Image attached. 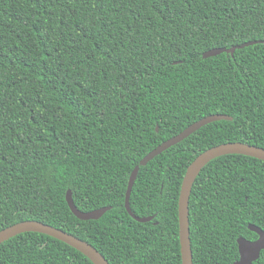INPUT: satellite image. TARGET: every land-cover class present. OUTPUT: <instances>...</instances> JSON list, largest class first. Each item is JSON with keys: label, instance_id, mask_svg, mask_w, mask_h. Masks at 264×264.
I'll return each instance as SVG.
<instances>
[{"label": "trees", "instance_id": "trees-1", "mask_svg": "<svg viewBox=\"0 0 264 264\" xmlns=\"http://www.w3.org/2000/svg\"><path fill=\"white\" fill-rule=\"evenodd\" d=\"M257 41L233 54L208 49ZM207 123L139 166L162 141ZM157 128V130H156ZM240 141L264 148V0H0V230L37 220L109 264H182L178 197L190 162ZM81 211L109 206L97 219ZM193 264H233L264 231V160L225 154L188 204ZM0 264H94L39 232L0 243ZM252 264H264V249Z\"/></svg>", "mask_w": 264, "mask_h": 264}, {"label": "water", "instance_id": "water-1", "mask_svg": "<svg viewBox=\"0 0 264 264\" xmlns=\"http://www.w3.org/2000/svg\"><path fill=\"white\" fill-rule=\"evenodd\" d=\"M257 41H248L242 43L237 46H232L230 48L218 47L212 48L204 51L202 53V57H209L218 55L220 53H230L233 54L236 48H242L247 45H251L256 43ZM232 117L226 114H210L204 116L187 127H185L182 131L175 134L174 136L162 141L158 144L154 149L148 152L137 165L134 166L133 170L130 173L129 180L127 183V188L125 192L124 206L127 212L139 222H146L152 219L151 216L138 217L134 215L129 206V197L131 194L133 183L136 179L137 172L139 166H144L154 158L156 155L160 154L168 147L182 141L184 138L189 136L191 133L198 130L203 125L218 121V120H231ZM157 130V128H156ZM225 154H242L251 156L257 159L264 160V148L248 144L240 141H231L224 142L214 146H211L201 153H199L187 166L185 174L182 179L179 197H178V226H179V245H180V254H181V262L182 264H193L192 263V250L189 236V220H188V204L189 197L192 186L201 169L212 159L222 156ZM65 200L72 211V213L82 220L89 219H97L99 218L105 211L110 209L109 206L93 209L90 211H81L79 210L72 198V192L70 189L66 191ZM249 230L255 232L257 234V238L254 240H248L244 237L237 238V246H238V254L239 257L233 264H252L255 260L259 258L261 250L264 249V231L254 225L248 224ZM39 232L42 234H47L56 239H59L71 247L77 249L86 257H88L94 264H109L105 257L90 243L85 240H82L68 232H65L61 229L55 228L49 224H45L43 222L37 220H24L12 225H9L0 230V243L3 241L23 232Z\"/></svg>", "mask_w": 264, "mask_h": 264}]
</instances>
